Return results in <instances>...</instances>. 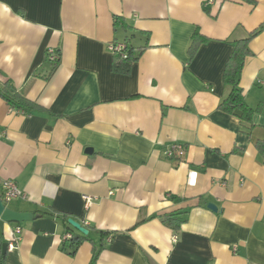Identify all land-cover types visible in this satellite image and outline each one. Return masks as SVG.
<instances>
[{
	"label": "crops",
	"instance_id": "obj_1",
	"mask_svg": "<svg viewBox=\"0 0 264 264\" xmlns=\"http://www.w3.org/2000/svg\"><path fill=\"white\" fill-rule=\"evenodd\" d=\"M116 17L131 30H115ZM261 25L240 75L261 107L249 129L218 108L234 42ZM196 30L209 40L189 61ZM134 32L149 47L120 73L110 45ZM9 78L44 108L0 97V180L26 195L11 207L66 212L94 231L70 255L61 221L6 222L0 264H92L99 248L95 264H264V0H0ZM175 143L178 161L163 154ZM175 211H187L178 233L163 222Z\"/></svg>",
	"mask_w": 264,
	"mask_h": 264
},
{
	"label": "trees",
	"instance_id": "obj_2",
	"mask_svg": "<svg viewBox=\"0 0 264 264\" xmlns=\"http://www.w3.org/2000/svg\"><path fill=\"white\" fill-rule=\"evenodd\" d=\"M252 1L253 0H249ZM121 30L128 32L132 26L128 25L123 17H116L115 30ZM263 29V25L257 29L249 32L246 37L239 39L234 42V49L230 55L224 70V82L230 87V95H228L220 104L219 108L221 111L226 112L230 115L236 116L245 123L248 124V128H252V119L254 114L261 110V107L254 108L246 101L243 89L240 86V75L244 68L246 58L252 54L250 49V42L254 39ZM139 33H142L139 31ZM146 34V41L140 46H136L132 43V39L135 37V32L130 35L126 34L122 40L115 38L114 45L118 43L123 44L121 50L113 52V67L114 70L120 71V73L128 74L131 72L133 64L140 59L144 51L149 47V35ZM209 40L208 37L204 36L199 30H196L192 36L190 46L188 49L189 61H191L200 46ZM55 62L53 63V65ZM0 97H2L14 110L23 111L24 113H34L44 108L37 102L30 100L23 96L16 85L9 79L0 82ZM258 152L263 158L264 162V140H258L256 142ZM178 161V159H174ZM2 197V195H0ZM10 206V204H8ZM11 207V206H10ZM14 209V208H13ZM17 210V209H16ZM36 213L40 217H52L58 221H61L65 227V231L70 233V237L66 238L62 242V248L68 254L75 255L80 245L85 241H92V232L94 228L89 224H84L89 230L87 235L81 233L68 223L70 214L60 211H45L39 210ZM187 220V211H175L163 215V222L168 227L172 228L175 233H178L181 225ZM102 242L106 237L113 236L115 232L112 231H100ZM103 246V244H102ZM94 255L92 258V264H95L96 259L99 255V249H94Z\"/></svg>",
	"mask_w": 264,
	"mask_h": 264
},
{
	"label": "built area",
	"instance_id": "obj_3",
	"mask_svg": "<svg viewBox=\"0 0 264 264\" xmlns=\"http://www.w3.org/2000/svg\"><path fill=\"white\" fill-rule=\"evenodd\" d=\"M123 47V44L118 43L117 45H110L111 50L119 51ZM49 58L51 61H57L58 59V53L53 50L49 49ZM164 156H166L169 159H178L181 160L185 155V147L182 144H172L168 147H166L163 151ZM17 184L13 182L12 180L4 179L0 180V186L2 187V200L6 205L12 203L14 200L17 199H25L26 195L23 193V191L16 186ZM90 198H88V203L90 202ZM22 233V228L19 226H16V234H18V237L16 239H19V235ZM70 237V236H68Z\"/></svg>",
	"mask_w": 264,
	"mask_h": 264
},
{
	"label": "water",
	"instance_id": "obj_4",
	"mask_svg": "<svg viewBox=\"0 0 264 264\" xmlns=\"http://www.w3.org/2000/svg\"><path fill=\"white\" fill-rule=\"evenodd\" d=\"M92 149L88 148L87 152H91ZM211 209L217 210V206L213 203H209L208 205ZM37 214L32 211H20L14 210L12 207L6 205L0 197V225L1 227L4 226V223H22L27 221H32L37 218ZM68 223L80 231L81 233L87 235L89 230L81 223L75 220L74 218H69ZM8 248V243H4L3 245V252L5 253Z\"/></svg>",
	"mask_w": 264,
	"mask_h": 264
},
{
	"label": "rangeland",
	"instance_id": "obj_5",
	"mask_svg": "<svg viewBox=\"0 0 264 264\" xmlns=\"http://www.w3.org/2000/svg\"><path fill=\"white\" fill-rule=\"evenodd\" d=\"M121 35V34H120ZM17 204H16V202L14 201V202H12V203H10V206H12V207H15Z\"/></svg>",
	"mask_w": 264,
	"mask_h": 264
}]
</instances>
